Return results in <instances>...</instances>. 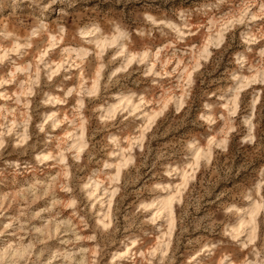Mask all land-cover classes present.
Wrapping results in <instances>:
<instances>
[{
    "label": "rangeland",
    "instance_id": "obj_1",
    "mask_svg": "<svg viewBox=\"0 0 264 264\" xmlns=\"http://www.w3.org/2000/svg\"><path fill=\"white\" fill-rule=\"evenodd\" d=\"M0 264H264V0H0Z\"/></svg>",
    "mask_w": 264,
    "mask_h": 264
},
{
    "label": "bare ground",
    "instance_id": "obj_2",
    "mask_svg": "<svg viewBox=\"0 0 264 264\" xmlns=\"http://www.w3.org/2000/svg\"><path fill=\"white\" fill-rule=\"evenodd\" d=\"M81 55L82 54H84V52L83 51H81V53H80ZM202 150V149H201ZM201 150H199L198 151V153H196V158H198L199 156H200V154H201ZM203 152V151H202ZM195 154V153H194ZM205 154V153H204ZM202 155V154H201ZM205 156V155H204ZM171 205H172V198L170 197V198H165V199H163L162 200V202H161V209H165V210H171L172 209V207H171ZM252 211V210H251ZM168 212V211H167ZM170 212H172V210L170 211ZM253 213H255V209H254V211H252ZM168 214H169V212H168ZM172 214H170V216H171ZM254 216V215H253ZM252 217V216H251ZM249 224V223H248ZM252 225V224H251Z\"/></svg>",
    "mask_w": 264,
    "mask_h": 264
}]
</instances>
